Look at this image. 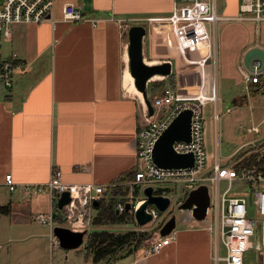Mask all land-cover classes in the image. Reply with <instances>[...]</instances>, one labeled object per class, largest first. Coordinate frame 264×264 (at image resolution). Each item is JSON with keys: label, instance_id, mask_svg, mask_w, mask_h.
<instances>
[{"label": "crops", "instance_id": "obj_1", "mask_svg": "<svg viewBox=\"0 0 264 264\" xmlns=\"http://www.w3.org/2000/svg\"><path fill=\"white\" fill-rule=\"evenodd\" d=\"M67 2L81 5L83 21L64 22L61 3L56 18V8L53 12L54 25H17L8 40L18 41L19 55H11H16L25 69L14 71L11 88L0 84V206L10 207L9 215L0 216V264H54L59 255L60 247L51 248L49 241L54 228L33 218L54 210L51 198L47 193H24V187L47 183L52 170L59 169L65 183H92L107 190L117 177L136 167L144 101L126 82L130 75L129 28L139 25L146 29V63L177 60L164 21L170 15L172 0ZM240 3L225 0L220 16H235ZM172 70L175 88H180L178 72ZM246 90L249 94L248 85ZM182 91L193 94L197 88ZM248 94L235 97L231 104L244 105ZM6 175L16 184L14 191L6 187ZM166 188L172 199L180 190L177 186ZM182 200L180 190L177 201ZM208 221V216L198 222L190 214L188 218L181 215L168 235L170 244L160 253L144 255L160 238L156 233L147 247L106 264H213L215 243Z\"/></svg>", "mask_w": 264, "mask_h": 264}, {"label": "built area", "instance_id": "obj_2", "mask_svg": "<svg viewBox=\"0 0 264 264\" xmlns=\"http://www.w3.org/2000/svg\"><path fill=\"white\" fill-rule=\"evenodd\" d=\"M55 0H0V84L7 89L13 83L15 70L22 71V65L16 55L3 57L1 46L8 41L12 30L17 25H39L50 22L54 25L53 12ZM62 19L68 23H78L84 20L80 4L64 2L61 7ZM152 20V19H149ZM162 21V20H161ZM168 28V42L181 64L177 77L187 87H167L163 94L151 103L153 115L149 116L145 104L141 110L143 126L139 129L136 140L137 171L131 185L143 188L152 186L155 190L160 187L179 186L183 200L197 187L205 185L208 188L210 203L207 211L208 229L214 236L213 264H244V254L257 248V264H264V247L262 228L264 224V137L241 147L234 153L227 164H220L219 158L208 170H205L206 152L203 143L204 124L202 109L206 103H214L217 107L218 98L215 92L216 71V29L219 22L252 21L257 24L264 22V0H241L239 11L233 17H223L217 14V0H172L170 15L164 19ZM96 21H94L95 23ZM121 23V21H119ZM258 32V28H256ZM173 69V64L168 61ZM252 71L243 64L238 71L247 85L264 72H259L261 63L251 61ZM191 73L187 74L186 71ZM172 74V73H171ZM185 74V75H184ZM184 75L185 78L181 77ZM188 75H193L191 84ZM194 75L196 76L193 79ZM161 79H164L161 77ZM185 80V81H184ZM190 85V87H188ZM212 87V91L205 89ZM187 88H197L193 94L184 93ZM190 110V142H175L172 149L177 154H192L194 164L192 168L163 169L152 162V151L160 135L172 120L182 111ZM230 109H227L229 111ZM217 109L215 118L217 119ZM249 134L259 135L261 130L253 126L246 130ZM250 151V159L254 162L247 164L239 159L238 154L243 150ZM247 160V159H246ZM5 185L9 191L16 189L11 175L5 176ZM106 187L92 183L71 184L62 180V172L54 169L50 179L45 184L24 187L23 192L30 195L47 193L52 200L54 210L49 213H38L34 220L41 225L55 228V207L62 193L67 192L70 202L63 207L65 223L61 227L73 232H88L94 217L93 202H98ZM171 198L170 196H167ZM131 198V197H130ZM172 199V198H171ZM139 199L135 203L129 201L133 212L144 202ZM126 204V203H125ZM125 204L118 201L115 209L118 213L125 211ZM249 208L254 216H249ZM148 213L152 222L159 220L162 215L155 208L149 206ZM165 220L159 222L163 225ZM260 223V237L258 244L255 240L256 224ZM50 246L58 247L59 241L52 233L49 237ZM171 237H160L145 249L144 255L150 256L160 253L163 247L169 245ZM222 250L224 251L222 253Z\"/></svg>", "mask_w": 264, "mask_h": 264}, {"label": "rangeland", "instance_id": "obj_3", "mask_svg": "<svg viewBox=\"0 0 264 264\" xmlns=\"http://www.w3.org/2000/svg\"><path fill=\"white\" fill-rule=\"evenodd\" d=\"M67 2V0H66ZM62 3V4H61ZM64 3V0H55V18L57 17V10ZM225 0H217V14L221 15L220 10L224 6ZM54 8V9H55ZM145 23H142V25ZM258 28V32L256 31ZM26 29V27H23ZM216 46H217V57H216V71L213 72L215 77V92L218 98L217 107L214 103H206L202 109V120L204 124L203 130V143L204 150L206 152V165L205 170H208L215 158L218 157L220 164H227L234 153L241 147L247 145L248 143L255 141L259 136L264 137V87L250 96L246 90V83L237 71V66L242 63L243 55L248 48L259 45L264 49V22L256 23L252 21L245 22H219L216 29ZM14 38V37H13ZM18 42V41H17ZM13 39L11 42L3 41L1 46V54L3 57H8L11 54L19 55V45ZM128 43V41H127ZM248 47L243 50V47ZM29 45H26L28 49ZM17 55V56H18ZM19 57V56H18ZM150 62V61H147ZM173 70L175 73L180 71L177 67L181 64L177 60H172ZM185 73L189 74L190 71ZM185 75V74H184ZM184 75H181L183 79ZM193 75H188L189 83L191 84V78ZM195 75L193 79H195ZM158 81V80H154ZM185 81V80H184ZM179 87H187L183 80L179 81ZM192 88V87H190ZM186 90H190L187 88ZM206 91H212V87L205 89ZM247 102L240 107L233 106L231 104L235 97L246 96ZM151 101L153 97L150 96ZM238 102V100H236ZM239 103V102H238ZM215 109H217V119L215 116ZM227 109H230L227 111ZM253 126H258L261 130L259 135L249 134L246 132L248 128ZM249 150H243L239 152V159H245L250 156ZM246 161L243 160V162ZM179 188V186H177ZM137 199H141L143 196L142 187L139 193L136 195ZM180 197V190L176 191L174 198L172 199V204H174ZM170 212V213H169ZM249 216H254V211L249 208ZM174 216L176 220H179L181 215L188 218V213H181L177 210V207L170 209L166 213H163L159 220L147 224L146 226L139 227L135 220L134 225H115V226H105L98 227L101 230L121 233L125 231H130L132 229H140L143 231H148L153 233V236L145 241L143 247H147L150 242L156 238L157 227L159 222L162 220H167L169 216ZM89 232L84 236V243ZM263 233V247H264V224L262 228ZM58 257L54 264H93L91 259L86 256L81 245L76 250H62L59 248ZM259 250L257 248L251 249L244 254V264H257ZM106 261L100 264H106Z\"/></svg>", "mask_w": 264, "mask_h": 264}, {"label": "water", "instance_id": "obj_4", "mask_svg": "<svg viewBox=\"0 0 264 264\" xmlns=\"http://www.w3.org/2000/svg\"><path fill=\"white\" fill-rule=\"evenodd\" d=\"M146 36V29L143 26L135 25L129 28L127 32L128 46V70L133 80V86L143 98L144 104L147 108L148 115H153V108L147 99V85L152 78L159 76L167 78L171 75L170 62L161 64H148L143 57V38ZM258 60L261 65L259 72H264V50L260 47H252L248 49L242 59V64L249 71H252L250 65L251 61ZM264 85V79L261 87ZM246 97V96H245ZM191 111L184 110L180 112L164 130L156 141L152 151V162L163 169H179L192 168L194 164V157L190 154H177L173 151L172 145L175 142H190V120ZM145 198L144 202L134 211V220L139 227L146 226L151 223L152 216L148 213L149 206L155 208L159 213L163 214L177 207V210L183 213H189L191 217L200 222L204 221L207 216V211L210 203V196L208 188L201 185L192 190L184 201L180 204H172L171 198L167 196L154 195V188L148 186L142 190ZM70 197L67 192L62 193L57 201V208L62 210L64 206L69 204ZM98 202L94 201L93 206L96 208ZM131 209L130 203L125 204V210ZM116 213H118L116 211ZM170 213V212H169ZM176 226V219L174 216L169 218L158 229V236L166 237L172 233ZM53 234L59 241V247L63 250H76L84 242V236L87 232H73L68 228L57 226L53 230ZM260 237V223L256 224L255 240L258 244Z\"/></svg>", "mask_w": 264, "mask_h": 264}, {"label": "trees", "instance_id": "obj_5", "mask_svg": "<svg viewBox=\"0 0 264 264\" xmlns=\"http://www.w3.org/2000/svg\"><path fill=\"white\" fill-rule=\"evenodd\" d=\"M264 74L257 77L254 81L248 84L249 95L252 96L256 92L260 91ZM169 84V85H168ZM176 82L174 80V73L170 77H167L161 81L150 82L147 85V99L150 103V96L155 97L162 95L163 91L167 87L175 88ZM254 162V158H249L246 163L249 165ZM137 167L132 171H128L117 177L107 189L102 198L98 201L97 207L94 209V217L91 222L88 235L83 243V249L87 257H89L93 264H100L103 261L107 263L111 260L123 258L136 252L142 244L149 240L153 233L143 231L140 229H132L121 233H113L105 230H101L98 227L115 226V225H134V214L132 208L129 211L122 213H116V203L118 201L122 203H128L133 201L135 203L137 194L141 187L137 185H131L134 180ZM170 190L167 188L158 187L154 195L167 196ZM131 197V198H130ZM10 213L9 205L0 206V216H6ZM55 222L57 226H62L65 223L63 211L55 207ZM160 228V225L157 227ZM157 229V230H158Z\"/></svg>", "mask_w": 264, "mask_h": 264}, {"label": "bare ground", "instance_id": "obj_6", "mask_svg": "<svg viewBox=\"0 0 264 264\" xmlns=\"http://www.w3.org/2000/svg\"><path fill=\"white\" fill-rule=\"evenodd\" d=\"M159 78H160L159 76H155V77L152 78V80H156V79H159ZM126 82H127V84L130 83L129 90H130L133 94H135L139 99L142 100V95H141L138 91H136V89H135L134 86H133V80H132V77H131L130 75H128V74H127V76H126Z\"/></svg>", "mask_w": 264, "mask_h": 264}, {"label": "flooded vegetation", "instance_id": "obj_7", "mask_svg": "<svg viewBox=\"0 0 264 264\" xmlns=\"http://www.w3.org/2000/svg\"><path fill=\"white\" fill-rule=\"evenodd\" d=\"M239 100H241V99H239Z\"/></svg>", "mask_w": 264, "mask_h": 264}]
</instances>
